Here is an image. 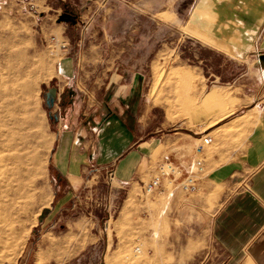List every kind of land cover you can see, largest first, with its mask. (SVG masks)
Returning a JSON list of instances; mask_svg holds the SVG:
<instances>
[{
  "label": "crops",
  "instance_id": "crops-1",
  "mask_svg": "<svg viewBox=\"0 0 264 264\" xmlns=\"http://www.w3.org/2000/svg\"><path fill=\"white\" fill-rule=\"evenodd\" d=\"M149 9L154 21L178 18L175 25L183 32L244 61L246 68L224 84L197 80L192 115L164 131L144 113L141 67L110 65L96 54L94 67L74 69L69 65L75 57L62 58L50 77L56 92L47 104L55 123L52 169L68 192L53 204V213L66 200L76 208L83 188L106 183L102 231L112 256L128 248L124 243L109 250L111 220L118 227L114 235L142 242L144 258L138 264H264V0H193L190 9L188 0H159ZM174 71L178 91L188 85L190 74ZM222 92L227 100L220 99ZM248 106L253 109L248 116L236 114ZM233 114L225 123L232 122L234 131L215 127ZM205 134L212 140L202 148L205 176L197 191L143 198V183L156 173L163 155L188 166Z\"/></svg>",
  "mask_w": 264,
  "mask_h": 264
},
{
  "label": "rangeland",
  "instance_id": "rangeland-1",
  "mask_svg": "<svg viewBox=\"0 0 264 264\" xmlns=\"http://www.w3.org/2000/svg\"><path fill=\"white\" fill-rule=\"evenodd\" d=\"M48 1L0 0V264H138L144 257L136 248L142 242L114 235L118 227L112 220L109 250L124 243L128 250L119 257L106 251L102 212L110 184L83 188L76 208L66 200L53 213V204L68 191L52 169L55 123L47 92L55 85L50 77L67 56L75 57L69 65L74 69L94 67L96 54L110 65L141 67L144 113L151 125L167 131L192 115L197 80L224 84L246 64L183 32L175 25L178 18L154 21L149 6L159 0H66L64 6L61 0ZM180 6L174 3V9ZM174 70L190 74L178 91ZM227 95L222 92L220 99ZM252 110L248 106L236 114L246 117ZM234 115L215 127L234 131L232 122L225 123ZM88 212L95 218H85Z\"/></svg>",
  "mask_w": 264,
  "mask_h": 264
},
{
  "label": "built area",
  "instance_id": "built-area-1",
  "mask_svg": "<svg viewBox=\"0 0 264 264\" xmlns=\"http://www.w3.org/2000/svg\"><path fill=\"white\" fill-rule=\"evenodd\" d=\"M200 140L201 142L194 147V154L188 166L177 163L170 154L163 155L156 173L143 183L142 196L146 199L154 196L164 197L174 190L185 193L196 192L199 181L205 176L202 148L209 144L212 138L205 134ZM136 250L139 252L138 247Z\"/></svg>",
  "mask_w": 264,
  "mask_h": 264
},
{
  "label": "water",
  "instance_id": "water-1",
  "mask_svg": "<svg viewBox=\"0 0 264 264\" xmlns=\"http://www.w3.org/2000/svg\"><path fill=\"white\" fill-rule=\"evenodd\" d=\"M55 92H56V88L55 87H50L48 89L47 95L51 96V100H53L54 96H55Z\"/></svg>",
  "mask_w": 264,
  "mask_h": 264
},
{
  "label": "trees",
  "instance_id": "trees-1",
  "mask_svg": "<svg viewBox=\"0 0 264 264\" xmlns=\"http://www.w3.org/2000/svg\"><path fill=\"white\" fill-rule=\"evenodd\" d=\"M52 5L54 4L53 2L51 3ZM65 4H63V6H64Z\"/></svg>",
  "mask_w": 264,
  "mask_h": 264
},
{
  "label": "bare ground",
  "instance_id": "bare-ground-1",
  "mask_svg": "<svg viewBox=\"0 0 264 264\" xmlns=\"http://www.w3.org/2000/svg\"><path fill=\"white\" fill-rule=\"evenodd\" d=\"M31 207V206H30ZM28 208V207H27ZM27 210V209H26Z\"/></svg>",
  "mask_w": 264,
  "mask_h": 264
}]
</instances>
